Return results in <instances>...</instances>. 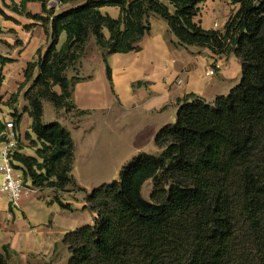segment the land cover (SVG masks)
Here are the masks:
<instances>
[{
  "label": "trees",
  "instance_id": "16d2710c",
  "mask_svg": "<svg viewBox=\"0 0 264 264\" xmlns=\"http://www.w3.org/2000/svg\"><path fill=\"white\" fill-rule=\"evenodd\" d=\"M49 1L22 0L23 9L43 3L50 17L29 16L51 24L50 45L28 64L13 99L23 92V113L35 135H25L35 156L17 149L13 163L34 187L63 192L75 184L74 141L59 121L45 122L44 107L88 114L77 109L74 92L92 78L82 75L92 40L111 86L109 57L139 49L153 16L180 45L234 55L242 66L241 81L228 95L180 101L176 123L155 138L157 154H139L118 180L81 190L96 218L66 234L68 264H264V0H233L240 8L223 31L194 23L205 0H56L58 13L47 9ZM103 7L119 8V18L103 14ZM23 113L13 114L17 130ZM5 128L0 119V144ZM148 181L149 200L143 196ZM10 255L4 246L0 264H9Z\"/></svg>",
  "mask_w": 264,
  "mask_h": 264
},
{
  "label": "crops",
  "instance_id": "0c3cea01",
  "mask_svg": "<svg viewBox=\"0 0 264 264\" xmlns=\"http://www.w3.org/2000/svg\"><path fill=\"white\" fill-rule=\"evenodd\" d=\"M21 3L22 0H0L3 122L13 119L15 112L23 113L27 105L23 92L16 102L13 99L25 81L28 64L37 61L39 51L45 52L50 45L47 31L51 24L29 16L50 17L43 3L29 2L24 9ZM239 8L233 0H205L199 5L194 23L205 30L223 31ZM47 9H55L57 13L61 10L56 0H50ZM101 12L114 19L120 16L117 7H103ZM150 23L151 31L141 40L139 49L109 57L112 86L102 55L92 40L82 60V75L92 78L78 83L74 92L77 109L88 114L78 116L73 110L56 111L54 115L74 141L75 184L67 191L56 192L27 182L28 190L17 203L0 193V252L4 246L10 248L9 264H68L71 254L63 242L66 234L93 225L96 218L85 201L86 193L81 190L92 192L108 184H102V177L119 166L120 160L156 149L158 132L174 124L179 103L186 96L194 94L213 102L240 83L242 66L234 55L216 56L207 48L182 46L164 20L153 16ZM65 38L63 34L61 44ZM212 68L216 72L210 75ZM45 115L44 109L46 121ZM31 126L32 118L23 113L17 130L18 150L35 156V148L25 138L27 133L32 134Z\"/></svg>",
  "mask_w": 264,
  "mask_h": 264
},
{
  "label": "built area",
  "instance_id": "2783aa9c",
  "mask_svg": "<svg viewBox=\"0 0 264 264\" xmlns=\"http://www.w3.org/2000/svg\"><path fill=\"white\" fill-rule=\"evenodd\" d=\"M215 68L209 70V74H215ZM0 112V117H2ZM6 125L4 141L0 144V193L7 195L12 203L17 201L27 192L23 175L15 168L13 156L19 147V133L14 119L4 122Z\"/></svg>",
  "mask_w": 264,
  "mask_h": 264
},
{
  "label": "rangeland",
  "instance_id": "374dc122",
  "mask_svg": "<svg viewBox=\"0 0 264 264\" xmlns=\"http://www.w3.org/2000/svg\"><path fill=\"white\" fill-rule=\"evenodd\" d=\"M45 118H46V123H52L57 121V119L54 117V115L56 114V110L53 108L52 105H50L49 103H45ZM173 123H176V120L173 121ZM143 153H152V154H157L158 150L154 149V150H148V151H144ZM140 153V154H143ZM139 155V154H138ZM132 159H122L120 160V165L116 166L113 168V170H110V172L108 174H106L105 176L102 177V184L104 183H112L114 180H118L119 176H120V171L122 170L123 166L126 165L128 162H130ZM74 176V175H73ZM78 178L82 179V176H79ZM151 189H152V182L148 181L144 187H143V196L149 200L150 199V193H151Z\"/></svg>",
  "mask_w": 264,
  "mask_h": 264
}]
</instances>
